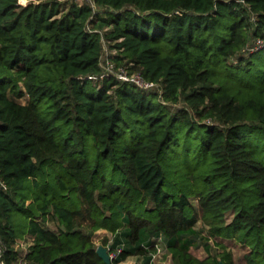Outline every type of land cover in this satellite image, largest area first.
<instances>
[{
  "label": "trees",
  "instance_id": "trees-1",
  "mask_svg": "<svg viewBox=\"0 0 264 264\" xmlns=\"http://www.w3.org/2000/svg\"><path fill=\"white\" fill-rule=\"evenodd\" d=\"M94 3L0 0V264H264V0Z\"/></svg>",
  "mask_w": 264,
  "mask_h": 264
},
{
  "label": "rangeland",
  "instance_id": "rangeland-1",
  "mask_svg": "<svg viewBox=\"0 0 264 264\" xmlns=\"http://www.w3.org/2000/svg\"><path fill=\"white\" fill-rule=\"evenodd\" d=\"M22 4H28L31 0H20ZM68 3H72L74 1L77 2V0H65ZM101 10V9H98ZM107 51H106V56L104 59V62H106V59L108 57V53H112L113 51L110 48V42H107ZM105 70V68H104ZM23 102H26V98L22 99ZM186 104L184 102H180L177 105H174V108H178V107H183ZM195 204L197 205V201H195ZM229 219H232V216L229 217ZM48 226L51 228H55L56 225L53 222H49ZM197 229L201 231V233L203 235H207L208 234V229L207 227L203 224V222H199L197 224ZM93 241L95 243L96 248H98L100 245H104L105 247H109L113 242H114V235L107 231V230H99L97 232H95V234L93 235ZM158 242V240H156ZM161 243H163V246L160 245V247H163L162 252L156 256L155 259V263L156 264H178L177 260H175L172 256V254L169 252V250L167 249V244L164 240H160ZM32 244V240L31 237L26 236L25 238H20L18 239V243H17V248L19 250H22L24 253L28 250V248L30 247V245ZM225 244L227 245V249H229L230 251H232L233 253V257L234 260L236 262V264H243L244 263V255L247 252L246 248H244V246L241 245V243H237L235 241H225ZM162 249V248H161ZM223 250V248L220 247H214L213 252L215 254L221 252ZM192 253L199 257V258H205L207 257V251L205 249V242H203L201 239H199V244L192 249ZM156 254V253H155ZM143 257L142 256H130L128 257L125 261L121 262L120 264H141V261ZM15 264H28L26 262V260L23 258V256L15 263Z\"/></svg>",
  "mask_w": 264,
  "mask_h": 264
},
{
  "label": "built area",
  "instance_id": "built-area-1",
  "mask_svg": "<svg viewBox=\"0 0 264 264\" xmlns=\"http://www.w3.org/2000/svg\"><path fill=\"white\" fill-rule=\"evenodd\" d=\"M77 2L80 4V5H83V4H89L91 5L95 10H98L95 3H94V0H77ZM26 5V4H25ZM107 40L104 39V43H105V56H106V51H107ZM255 49H259V48H262L264 47V39H259L256 44H255ZM108 57L106 59V62H104V59H105V56L103 58V68H105V74L104 76H115L116 78H118L119 80L121 81H125V82H129V83H133L135 85H137L138 87L142 88V89H145V90H153L154 88H156L158 85L154 82H150V81H147L145 80L141 74L139 73H133V74H130L126 69L124 68H120L119 70H117L115 68V64L114 62L110 59V55L114 54V52L112 53H108ZM158 240V242L156 241ZM160 240H163L162 237H157V238H154V241H155V247H156V252H154L153 254V260H152V264H156L155 263V259H156V256H158L162 250H163V247H160V245L163 246V243H161ZM162 248V249H161ZM109 252H110V255H111V258H112V261L114 259H116L122 252V247L114 250V251H111V246H109ZM156 253V254H155ZM141 261V264H143V259L140 260ZM4 264V263H3Z\"/></svg>",
  "mask_w": 264,
  "mask_h": 264
},
{
  "label": "water",
  "instance_id": "water-1",
  "mask_svg": "<svg viewBox=\"0 0 264 264\" xmlns=\"http://www.w3.org/2000/svg\"><path fill=\"white\" fill-rule=\"evenodd\" d=\"M109 250H110L109 247H105L104 245H100L97 248V253L105 261L106 264H113ZM221 264H224V263H221Z\"/></svg>",
  "mask_w": 264,
  "mask_h": 264
}]
</instances>
